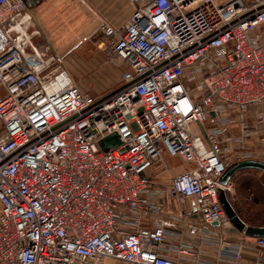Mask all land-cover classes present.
<instances>
[{
  "label": "built area",
  "instance_id": "2783aa9c",
  "mask_svg": "<svg viewBox=\"0 0 264 264\" xmlns=\"http://www.w3.org/2000/svg\"><path fill=\"white\" fill-rule=\"evenodd\" d=\"M128 1L97 43L125 84L92 95L28 1L0 0V264H264L219 197L230 163L264 161V0ZM166 153L189 168L155 188Z\"/></svg>",
  "mask_w": 264,
  "mask_h": 264
},
{
  "label": "rangeland",
  "instance_id": "374dc122",
  "mask_svg": "<svg viewBox=\"0 0 264 264\" xmlns=\"http://www.w3.org/2000/svg\"><path fill=\"white\" fill-rule=\"evenodd\" d=\"M77 1L83 2L84 0ZM98 1L100 6L89 8L94 13H55L57 28L55 27L54 40L47 36L64 56L66 67L77 85L92 95L110 93L125 84L124 74L129 70L127 63L124 60H110L105 51L98 48L97 43L101 38L100 25L102 22L106 21L120 26L133 9L128 0ZM216 1L223 2L224 0ZM91 19L94 22L89 29ZM165 160L167 163L164 164L169 163L170 170L174 172L177 171V166L184 162L181 158H174L170 155H167ZM162 165V161L156 164L155 170L159 172L161 169L159 171L157 169ZM188 168L187 164L186 169ZM172 171L165 176H157V173L151 178L158 182H167L171 175L178 174ZM235 177L234 188L228 192L233 206L246 220L264 224V171L249 170Z\"/></svg>",
  "mask_w": 264,
  "mask_h": 264
},
{
  "label": "crops",
  "instance_id": "0c3cea01",
  "mask_svg": "<svg viewBox=\"0 0 264 264\" xmlns=\"http://www.w3.org/2000/svg\"><path fill=\"white\" fill-rule=\"evenodd\" d=\"M27 1H28V4H29L30 13H32L35 16L38 24L40 25L41 29L44 31L46 36H48L50 39H53V40H54L53 37H54V35L56 33V28H57L56 19H55L56 16L54 15L55 13H94L93 10L89 9V8H94V7L100 6L98 0H84L85 2L84 1L83 2L85 4L82 1L79 2L77 0L74 1V2H73V0H27ZM75 4L77 6H75ZM90 21H91L90 25H88L89 29L91 28V26H93L92 24L94 22L93 19H91ZM3 130H4V127H3L2 123H0V132H2ZM167 155H169V154L166 153V155L164 156V159L162 161V163H163L162 167H160V168L158 167V169H157L158 171L161 169L159 172H157L155 170L156 167L155 168L153 167V168H151L148 171L150 177L152 175H155V174L157 175V173H158L157 176H159V175L165 176L166 174L171 173L172 170H170V168H169L170 164L169 163L168 164H164V163H167V161L165 160ZM171 157L175 158L177 156H171ZM178 158H180V157H178ZM232 164L233 163H230L229 166L232 165ZM186 167H187L186 163H184V162L180 163L177 166V168H176L177 171H175V172L172 171V172L179 173L181 171L186 170ZM249 170L252 171V170H258V169H251V168L241 169L233 176L231 181H233L234 177L237 176L239 173H241V172L246 173V172H249ZM260 171H262V170H260ZM173 176L174 175H171L169 178H171ZM169 181H170V179H168L167 182H164V181L163 182H158V180H152V182H153L152 184H153V186H155V188L156 187H167ZM166 193L168 194L169 191L166 190ZM161 201L165 205L171 206L172 209H174V210H178L179 209V205L177 204V202L175 200L171 199V196H167V197L163 198ZM235 210H236V208H235ZM236 211L239 214L238 210H236ZM239 216L248 225L264 226L263 223H253V222H251L249 220H246L240 214H239ZM241 232L242 231L229 230L228 234H226V236H228L229 239L241 242V240H242V233ZM253 259H254V257H253V255H251V253H247L246 254V261L248 263H250L251 260H253Z\"/></svg>",
  "mask_w": 264,
  "mask_h": 264
},
{
  "label": "water",
  "instance_id": "95a60500",
  "mask_svg": "<svg viewBox=\"0 0 264 264\" xmlns=\"http://www.w3.org/2000/svg\"><path fill=\"white\" fill-rule=\"evenodd\" d=\"M119 144V138L116 134H113L102 141V148L108 149L111 147H116ZM258 169L264 171V161L257 159H247L239 162H235L228 166L226 171L220 177V183L222 185L227 184L233 176L241 169ZM220 201L222 206L228 215L230 222L225 226L232 231H242L249 236H263L264 237V226H254L248 225L237 213L233 204L231 203L228 194L225 189L220 188L219 191ZM201 218L203 219L202 213Z\"/></svg>",
  "mask_w": 264,
  "mask_h": 264
}]
</instances>
